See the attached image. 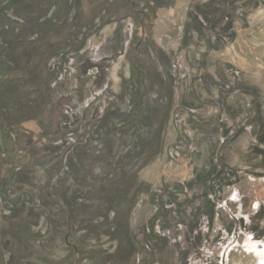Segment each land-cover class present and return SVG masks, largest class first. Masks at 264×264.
<instances>
[{
  "label": "rangeland",
  "instance_id": "rangeland-1",
  "mask_svg": "<svg viewBox=\"0 0 264 264\" xmlns=\"http://www.w3.org/2000/svg\"><path fill=\"white\" fill-rule=\"evenodd\" d=\"M0 264H264V0H0Z\"/></svg>",
  "mask_w": 264,
  "mask_h": 264
},
{
  "label": "trees",
  "instance_id": "trees-1",
  "mask_svg": "<svg viewBox=\"0 0 264 264\" xmlns=\"http://www.w3.org/2000/svg\"><path fill=\"white\" fill-rule=\"evenodd\" d=\"M231 172H232V170H231Z\"/></svg>",
  "mask_w": 264,
  "mask_h": 264
}]
</instances>
